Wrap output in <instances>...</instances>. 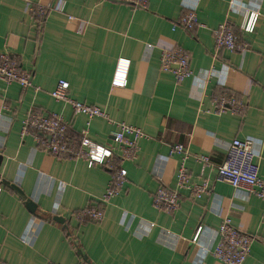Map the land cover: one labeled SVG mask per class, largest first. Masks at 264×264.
<instances>
[{"label": "crops", "instance_id": "1", "mask_svg": "<svg viewBox=\"0 0 264 264\" xmlns=\"http://www.w3.org/2000/svg\"><path fill=\"white\" fill-rule=\"evenodd\" d=\"M61 5V11L56 10ZM239 5L260 16L252 33L240 30L241 13L229 0H149L146 9L102 0H0V54L15 57L31 73L32 86L0 81V180L17 186L36 205L0 185V261L7 264H221L211 251L217 230L230 217L237 230L255 238L244 264H264V203L244 190L216 181V167L234 139L253 141L264 178V0ZM50 9L38 22L31 10ZM194 9L203 28L176 27ZM72 19L69 20L68 18ZM227 23L245 53L217 50L213 31ZM180 49L189 58L191 77L177 83L160 70L162 50ZM120 59L129 61L126 81L112 85ZM59 80L69 84L72 101L98 107L87 136L118 149L115 123L140 128L132 161H124L127 182L101 205L111 180L109 170L72 157L54 158L39 149L32 134L21 135L31 111L60 115L68 137L86 129V117L50 93ZM231 95L242 112L215 111L216 99ZM192 183L208 181L210 192L194 199L180 190L179 208H154L159 186L176 188L180 155ZM208 157L213 167L196 160ZM88 206L103 210L100 223H78L72 215ZM58 216L66 228L54 222ZM201 227L197 243L192 239Z\"/></svg>", "mask_w": 264, "mask_h": 264}, {"label": "built area", "instance_id": "2", "mask_svg": "<svg viewBox=\"0 0 264 264\" xmlns=\"http://www.w3.org/2000/svg\"><path fill=\"white\" fill-rule=\"evenodd\" d=\"M114 4L126 5L133 10L146 9L149 0H102ZM241 0H229L231 9L241 13L242 23L240 30L244 33H252L259 19V12L239 5ZM56 10L61 11V5H56ZM50 9L37 6L31 10L32 16L40 27V18L46 16ZM69 20L72 18L69 17ZM176 27L187 32L203 28L204 25L198 22L194 9L185 11L177 20ZM214 45L217 50L245 53L248 50L247 44L240 42L233 29L227 24H220L213 31ZM129 61L120 59L112 79L114 87L124 85L126 81ZM160 70L171 73L177 83L191 77L189 69V58L180 50H162L160 54ZM0 81L7 84L16 83L22 88L32 86L31 73L23 70L18 60L8 54H0ZM69 84L65 80H59L50 96L55 101L70 103L74 112L86 117V129L81 132L76 140L68 137V126L60 115L44 114L31 111L23 122L21 135L32 134L37 139L39 149L54 158L72 157L85 161L89 168L98 165L109 170L111 180L106 193L101 200V205L106 204L110 199L117 196L125 186L126 170L121 167L124 161H132L138 150V142L147 138L140 128L124 123H115V130L111 137L118 149L117 154L113 148H107L93 142L87 136V127L94 118H106L105 113L98 107L89 106L78 101H72L68 97ZM215 111L224 113L229 111L238 114L242 112L243 106L236 102L231 95H221L215 102ZM182 156L181 164L176 173V188L170 189L159 186L152 197L154 208L159 211L171 214L180 205V190H187L194 199H200L210 192L208 181L192 183L184 162L187 159V152L181 145H173L170 155ZM202 168L213 167L208 157L196 159ZM216 181L228 184L234 190H244L248 194L257 197L264 203V178L259 176V167L256 162V155L253 150V141L250 139H234L226 150L223 163L216 167ZM1 193V187H0ZM103 210L96 206H88L75 212L72 217L78 223H100L103 219ZM202 228L199 227L192 239L197 243ZM218 241L211 251L212 255L221 264H244L250 254V249L255 238L237 230L231 224L230 217L225 218L217 230ZM0 264H7L0 261Z\"/></svg>", "mask_w": 264, "mask_h": 264}, {"label": "water", "instance_id": "3", "mask_svg": "<svg viewBox=\"0 0 264 264\" xmlns=\"http://www.w3.org/2000/svg\"><path fill=\"white\" fill-rule=\"evenodd\" d=\"M0 162H1V156H0ZM0 185L6 186L9 189L15 191L20 197H22L25 200V206L26 209L30 212V213H35L36 210V205L32 202V200L30 199H26L24 194L22 193V191H20V189L12 184H9L8 182L4 181V180H0ZM52 220L60 225H62L64 228H66L65 225V220L61 217L55 216L52 218Z\"/></svg>", "mask_w": 264, "mask_h": 264}, {"label": "trees", "instance_id": "4", "mask_svg": "<svg viewBox=\"0 0 264 264\" xmlns=\"http://www.w3.org/2000/svg\"><path fill=\"white\" fill-rule=\"evenodd\" d=\"M41 27V26H40Z\"/></svg>", "mask_w": 264, "mask_h": 264}]
</instances>
